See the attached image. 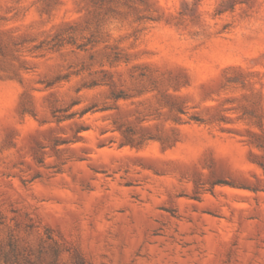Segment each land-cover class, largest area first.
I'll return each mask as SVG.
<instances>
[{"label": "rangeland", "instance_id": "obj_1", "mask_svg": "<svg viewBox=\"0 0 264 264\" xmlns=\"http://www.w3.org/2000/svg\"><path fill=\"white\" fill-rule=\"evenodd\" d=\"M0 264H264V0H0Z\"/></svg>", "mask_w": 264, "mask_h": 264}]
</instances>
